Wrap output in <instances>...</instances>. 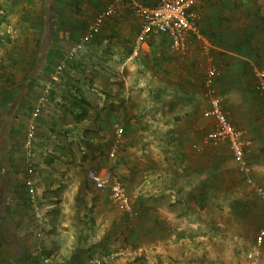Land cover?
I'll return each mask as SVG.
<instances>
[{"label":"crops","instance_id":"obj_1","mask_svg":"<svg viewBox=\"0 0 264 264\" xmlns=\"http://www.w3.org/2000/svg\"><path fill=\"white\" fill-rule=\"evenodd\" d=\"M57 1L30 0V3L26 2V5L19 4L18 1L15 3L14 0H6L0 5V254H6L8 257L2 264L11 263L10 233H16L17 239L23 241V247L27 251L36 253L39 260L42 255L49 257L44 251L54 253V256L61 253L68 259L64 261L56 258L47 264H70L74 262L76 254L84 253L90 248V245L84 242L87 241L85 238L87 232L85 234L81 232L82 225H80L87 224L91 219L88 210L95 199L91 195L95 188L88 174L94 170L116 169L117 166L115 161L112 166L107 152L113 142L112 128L117 125L118 115L114 117L107 114L109 111L106 113V110H109L106 108L110 103L109 100L117 93H113L111 88L106 86L105 79L109 77L107 71L110 69L93 71L97 60L95 53L102 52L103 48H111V51L102 55L101 58L104 60L102 63H106L109 58L111 63L113 60L120 63L122 60L119 56H125L128 60L134 58V85L137 86L135 89L146 90L144 96L147 101H150V103L147 102L140 118L141 120L146 117L145 126H148L150 122V126L154 128L179 127L184 125L185 119L190 117V111L195 109L188 102L180 101L184 100L188 93H191L189 95L194 93L179 86L171 88V82L167 81L168 76L173 80L176 79L174 78L176 74L180 78L186 76L181 66L192 62L190 60L185 62L184 58L180 59V56L177 58V66L174 61L167 58L163 68L155 67L156 63L153 60L160 55L159 51L149 44V40L143 42L140 51L135 53L136 41L142 29V20L135 13L134 27L117 25L118 23L114 25L106 21L102 33L80 50L74 62L66 60L67 50L74 45L79 36L87 32L89 22L114 0H61V5L64 6L63 11L56 8ZM254 1H242L245 7L240 8L241 15L236 12V9L230 7L234 10L233 15L242 16L237 25L233 23L232 29H236L235 34H238L239 29L244 30L245 26L249 25L252 16L260 14V0L255 3ZM246 3L249 5L247 6ZM145 4H152V0H148ZM204 9L200 11V13L203 12L201 15L205 14ZM202 20H204L203 16ZM56 26H60L66 35L58 33ZM210 27L213 31H217L215 24H210ZM201 28L204 30L203 26ZM203 30H201L203 38L199 39L195 36L188 38L189 50L194 45L202 46L200 50L190 52L191 61L201 60L199 54L204 56L206 50V54L211 50V61L213 60L217 67H222L220 54L227 52L237 58L239 64L235 71L237 75L240 73L241 61L255 65V63L260 64V60L264 58V43L258 55L250 57L244 52L239 53L240 47L243 50L244 46L245 49L248 46L244 39L234 36L233 41L230 40L231 48H224L219 45L220 41V43L215 41L214 36H206ZM132 34L134 37L130 36ZM240 41L244 42L240 44ZM167 45L172 51H176L172 49L171 42L168 41ZM45 49L48 50L47 54L44 52ZM27 50L30 54L26 55ZM176 52L184 54L185 50ZM122 53L126 55H121ZM261 56L263 58H260ZM142 57L146 58L143 62ZM63 60H66L67 68L60 74L59 79L54 81V88L39 114L40 117L32 116L31 112L37 106L40 95L46 89V84L52 79L56 73V67ZM84 66L86 70H82ZM208 69H212L211 66ZM262 69L264 66L255 68L254 75L256 76V72ZM176 70L179 73H176ZM135 89L134 93L137 92ZM236 91L237 89L234 90L231 87L225 94L228 97L231 96L229 102L236 101L235 106L238 109L235 110L244 120L247 114L243 104H240L237 97L232 98L233 95H237ZM241 92H239L240 95L243 93L245 95L244 91L241 90ZM218 93L224 106L225 98L220 90ZM165 102L173 110L163 108ZM164 110L173 111V113L170 114ZM224 110L228 113L231 122L238 127V122L234 119L236 112L234 113L229 107L226 108V105ZM139 126L143 127L141 124ZM31 134L33 137L31 141H28ZM165 135L166 132L163 131L162 138L152 142L148 141L142 133L140 145H134V153L135 151L139 153L138 160L146 159L144 161L146 170L141 172L145 178L142 183L144 187L139 189L152 196L168 193L169 199H172L170 203L176 200L184 205V200L190 196L191 191L194 194L195 190L201 192L199 179L193 180L195 188L192 183L189 185L186 183V170H189L188 167L186 168L187 162L185 164L186 152L172 153V149L175 148L171 143L175 140H170L171 133H167L164 137ZM165 146L170 149H166ZM155 153L157 156H152ZM176 155L178 159L180 158L179 162L176 160ZM263 157L260 162H263L261 169L264 171ZM122 168L128 169L121 164L116 170L122 172ZM141 168L143 169L142 164L139 166V169ZM263 171L257 173L259 177L262 176ZM128 178V184L137 185L131 175ZM29 180H33L35 184V202L42 209L44 224L37 218L33 203L28 204L29 197L33 202V196L27 192ZM124 185L126 187V184ZM97 192L109 194L107 190ZM109 201L110 206L120 212L110 198ZM169 217V221H172L171 217L174 216ZM2 249H6V252L4 253L5 250ZM176 252L178 253V249ZM187 254L188 251L185 255ZM177 264H184V262L179 260Z\"/></svg>","mask_w":264,"mask_h":264},{"label":"rangeland","instance_id":"obj_2","mask_svg":"<svg viewBox=\"0 0 264 264\" xmlns=\"http://www.w3.org/2000/svg\"><path fill=\"white\" fill-rule=\"evenodd\" d=\"M3 1L6 0H0V5H2ZM16 1L19 4L30 3V0L24 2L14 0L15 3ZM134 1L149 5L145 4L148 3V0ZM242 1L244 0H213V2L209 0L205 2L203 7H200V11L205 8V14H202L204 20L201 22V27L203 26L204 30H202L206 36H214L215 41H220L221 43L219 42L220 44H218L224 48H231L230 43L233 41L234 36L235 38L244 39L248 46L246 49L245 46L243 50L241 47L239 49L245 55L255 57V54L258 55V51L264 43V0H260V14L252 16L251 22L252 20L253 22L246 25L244 30L243 28L239 29L238 34H235L236 31L234 30L236 29H232V26L233 23L237 25L242 19V16H239L242 11L240 8L245 7ZM61 3L62 1L58 0L56 8L63 11L64 6ZM246 4L247 6L249 5L248 3ZM230 7L236 9L239 15H233L232 11L234 10ZM251 7L253 8V6ZM120 10L117 16L110 17L106 21L112 22L114 25L118 23L117 25L134 27L132 1L124 2ZM104 11L105 9L97 16ZM229 11L231 12L229 13ZM228 13L229 17H227ZM210 24H215L217 31H213ZM205 25L207 26L205 27ZM102 29L103 27L95 34L94 38H97V35L102 33ZM229 30L230 32H228ZM62 31L60 26L57 27L58 33H64ZM85 34L86 32L79 36L80 38H77V40L75 39L74 45H71L67 50L66 60L69 59V61L74 62L80 50L93 41L94 38L82 44L81 48L75 51L74 56L71 55L73 49L78 48L77 46L81 44V38ZM64 35L66 34L64 33ZM126 36L125 40H127ZM130 36L134 37V34ZM242 42L244 41H240V44ZM149 44H152L153 49L156 48L159 51L160 57L153 60L156 63L155 67L163 68L167 58L172 60V62L174 61L177 66V58L180 56V59L184 58L185 62L189 60L192 62L181 66L186 76L180 78L176 74L175 80L168 76L169 79L167 81L171 82V88L179 86L187 89L188 92L194 93L192 95L188 93V96L180 101L182 103L188 102L195 109L190 111V117L185 119L184 125L179 127L154 128L150 126V122H148V126H145L147 123L144 121L146 117L141 120L140 118L147 102L150 103V101H147L144 96L146 90L135 89L137 86L134 85V58L128 60L125 56H119L122 60L120 63H116L114 60L111 63L109 61L111 60L110 58L106 63H102L104 61L101 58L102 55H105L111 48H103L102 52L95 53L97 60L94 63L93 71L99 72L102 69H110V71H107L109 77L105 79L106 86L111 88L113 93H117L112 95L114 97L109 100L110 103L106 107L109 109L106 110V113L109 111L108 115H113L114 117L116 114L118 115L117 125L112 128L113 142L110 144L107 154L112 166L114 161L117 162L116 169L121 164L128 168H122V172L113 168L110 169L120 174L119 176L122 182L126 184L129 196L132 198L138 213L134 217H129L130 215L127 216V214L124 215L118 212L114 207L110 206L109 194H99L98 190H93L91 195L96 200H93V205L88 210L91 219H89L85 228L81 229L84 234L87 232L85 235L87 241L85 240L84 242L85 244L87 243L86 245H90V248L84 253L76 254L78 255V260L72 261L70 264H90V260L95 255L94 251H99L102 259L112 255L116 256L114 259L105 260L107 262L105 264H177L179 260L183 261L184 264H264V237L261 246L258 247L260 255L254 259L250 258V254L257 247L258 239L264 230V198L259 193L260 190H264V171L261 169L263 162H260V159L264 156V95L258 90L257 77L254 75L255 68L264 66L263 56L260 57L263 58L260 60V64L251 65L250 62H247L249 67L242 65L239 68L240 74L243 77L245 76L244 82L240 83V81L236 80L237 75L235 74L239 64L237 63V58L230 55V53L222 52L220 54L223 66L217 67V64L213 60L211 61V50L209 49L208 54H206L207 50L204 56L199 54L201 60L191 61L190 52L200 50L202 48L200 44H198L199 46L194 45L190 50L187 47L185 52H183L184 54L172 51L167 45V41L159 38L150 39ZM249 45L252 46L249 47ZM47 49L44 50L46 54L48 52ZM130 50L131 47L128 50L129 53ZM27 54H30L28 50ZM121 55H126V53ZM145 59V57H142V62ZM66 60H63L55 71L61 65L64 66V71L67 68ZM75 62L77 65V61ZM210 66L217 70L216 84L218 86L217 89L220 90L221 95L225 98L224 106L226 105V108L229 107L234 113L236 112L234 119L238 122V128L244 132L245 139L251 143L247 152V160L252 166V173L249 177L252 182L248 181V177L239 171L229 144L226 142L215 143L210 138V134L215 127V121L205 114L209 108L205 80L209 72L208 67ZM245 68L248 70H245ZM86 69L85 66L82 68V70ZM89 70L91 71L90 68ZM138 70L141 71V69ZM176 73L179 72L177 71ZM231 87L234 90L237 89L235 92L237 95H233L232 98L237 97L240 104H243V108H245L247 115L244 120L240 118L237 114L238 111L235 110L238 109L235 106L236 101L229 102V97L231 96L229 95L228 97L225 94ZM134 89L137 91L136 93H134ZM241 90L245 92V95L244 93L242 95L239 94V92L242 93ZM35 108L31 112L32 116H34ZM163 108L173 110L167 102L164 103ZM165 112L173 113V111ZM230 115L233 117V113ZM139 124L143 127H140ZM119 128L123 129L121 133L118 132ZM138 130L142 131L139 132ZM163 131L166 132L164 137L167 136V133H171L170 140H175L171 143L175 148L172 149V153L186 152L185 164L187 162L186 168H189V170H186V183L188 185L192 183L194 186V178L199 179V190L201 192L195 190L194 194L191 191L190 196L184 200L185 204L187 203L186 205L178 203L176 200L170 203L171 198L169 199L168 193L152 196L150 193L139 189L144 187L142 183L145 178L141 172L146 170V162H144L146 159L138 160L139 153L136 151L134 153V145H140L142 133L148 141L151 140L153 142L160 137L162 138ZM165 144L167 145V143ZM165 147L170 149L167 146ZM152 156H157V153ZM189 156L191 157L189 158ZM176 160L178 162L180 160L177 155ZM141 164L143 169H139ZM194 169H196V174H194ZM260 171H263L261 177L257 174ZM129 175L132 176V180L137 185L134 184L133 186L127 183ZM154 203L157 205H153ZM169 216H174L171 217L172 221H169ZM66 228L68 227L66 226ZM170 230H173V232H168ZM93 245H96V249H94L95 247L91 248ZM16 249V259H13V254L11 253V263L9 264H29L32 262L26 253L33 254V252L27 251L23 245L16 247ZM177 249L178 253L176 252ZM2 250H5L4 253L6 252V249ZM89 250H92V252L90 253ZM140 251L142 254L137 255ZM186 251H188L187 255H185ZM121 252H123L122 256L119 254ZM23 253L27 255V258L23 257ZM44 253L49 256L50 262L56 258H61L64 261L68 260L61 253L55 256L54 253L47 251H44ZM117 253L119 254L118 256ZM6 257V254H0V264L4 263L8 258Z\"/></svg>","mask_w":264,"mask_h":264},{"label":"built area","instance_id":"obj_3","mask_svg":"<svg viewBox=\"0 0 264 264\" xmlns=\"http://www.w3.org/2000/svg\"><path fill=\"white\" fill-rule=\"evenodd\" d=\"M126 1L128 0H114L103 13L90 21L86 34L81 38V44L77 46L78 48L73 49L71 55L74 56L75 51L80 49L82 44L92 40L95 34L101 30L108 18L117 16L121 6ZM131 1L135 15L142 20L141 34L136 41L135 53L140 51L143 42L153 38L166 37L171 42L173 50L184 51L187 48V42L190 36H195L199 39L204 37L201 31L202 15L200 13V7L207 0H152V4L150 5H143L134 0ZM63 69V65L59 66L52 79L46 84L45 91L38 99L34 116H38L41 113L43 107L50 98L51 91L54 88V81L59 79ZM216 77L217 71L212 68L209 70L205 81L209 103V108L205 114L215 121V127L210 134V138L215 143L226 142L229 144L239 171L248 177V181L252 182L249 179L252 173V166L247 160V152L251 143L245 139L244 132L231 122L228 113L224 110L223 102L216 86ZM256 77L258 90L264 95V69L257 71ZM122 131V128L118 129L119 133ZM31 137H33V134L30 135L28 141H31ZM30 173H32V170H30ZM89 180L97 190H107L109 192L111 202L122 214L133 216L138 213L129 196L127 188L116 173L109 169L91 171L89 173ZM28 187L29 193L33 196L32 203L37 218L44 224L45 221L42 209L35 202L36 189L33 180L28 181ZM259 193L264 198V190H260ZM263 237L264 230L258 239L257 247L251 252L250 258L254 259L260 255V249L258 247L261 246ZM119 254L122 256L123 252ZM119 254L117 253V256ZM141 254L142 252L140 251L137 255ZM114 257L116 256L112 255L103 259L94 258L91 260L90 264H101L105 260L114 259ZM49 262V258L42 255L40 260L35 264H47Z\"/></svg>","mask_w":264,"mask_h":264},{"label":"trees","instance_id":"obj_4","mask_svg":"<svg viewBox=\"0 0 264 264\" xmlns=\"http://www.w3.org/2000/svg\"><path fill=\"white\" fill-rule=\"evenodd\" d=\"M205 33V32H204ZM159 39H162V40H165V41H167V43H168V39L166 38V37H159ZM170 42V41H169ZM240 52H242L241 50H240ZM242 65H244V67L245 66H248L247 65V62H244V61H241L240 62V66H242ZM249 67V66H248ZM247 67V68H248ZM247 68H245V70H248ZM252 69V68H251ZM239 72H240V70H239ZM241 73V72H240ZM237 74L238 76H237V78H236V80H238V81H240V83H242V82H244V79H245V76L243 77L241 74ZM258 83V82H257ZM238 84V83H237ZM95 171V170H94ZM96 171H98V170H96ZM112 171V170H111ZM113 172V171H112ZM95 188V187H94ZM96 189V188H95ZM97 190V189H96ZM100 191V190H99ZM27 192L29 193V191L27 190ZM8 193V192H7ZM30 196V195H29ZM80 197V196H79ZM79 199V198H78ZM82 199V198H81ZM81 201V200H80ZM28 204H31L32 203V201H31V199H30V197H29V199H28ZM4 225V224H3ZM80 225H83V226H81L82 227V229H84L85 228V226H86V223H82V224H80ZM17 234L15 233V234H12V233H10V237H11V239H10V246L12 247V250H11V252H12V254H13V259H16V254L15 253H17V249H16V247H18V246H20V244H22V240H18L17 239ZM16 237V238H15ZM0 246H1V242H0ZM13 247H14V249H13ZM95 247V248H94ZM91 248H94V249H96V245H93ZM94 249H93V251H94ZM92 252V250H90V253ZM26 254H28V256L31 258V260H32V262H30L29 264H35L36 262H38L39 261V258H37V254L36 253H33V254H30L29 252H27ZM26 254H23V257H26L27 258V255ZM94 258H100L101 257V254H100V252L99 251H94ZM48 256V255H47ZM78 256V255H77ZM77 256L74 258V261H77L78 260V258H77ZM23 260H25L24 258H23ZM105 263H107L106 261H103L101 264H105Z\"/></svg>","mask_w":264,"mask_h":264}]
</instances>
